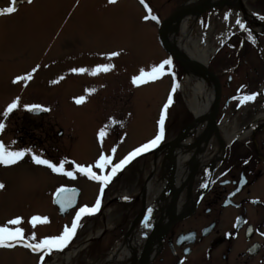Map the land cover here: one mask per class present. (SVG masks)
<instances>
[{"label":"rangeland","instance_id":"1","mask_svg":"<svg viewBox=\"0 0 264 264\" xmlns=\"http://www.w3.org/2000/svg\"><path fill=\"white\" fill-rule=\"evenodd\" d=\"M186 1L145 0L159 23L145 18L148 12L140 0H117L114 4L109 0H32L31 3L16 0V11L0 16V123L6 125L0 134V143L9 151L30 150L15 164H0V184L4 185L0 189V227L22 228L25 241L32 243L61 235L65 226L70 228L76 208L94 204L101 189L99 182L80 173L76 165H95L103 154L111 158V164L103 171L93 167V171L107 175L115 159L155 136L159 109L177 84L163 141H174L194 121L195 114L188 104L193 92L188 84L184 85L186 72L181 66L176 67L158 40L161 22ZM10 3L12 0H0V9L9 7ZM242 3L249 13L253 10L252 0L249 3L242 0ZM238 7L204 13L198 18L202 37H206L212 26L217 27V42L231 28L234 19L244 21ZM248 18V29L240 31V25H236V33L222 46L210 67L218 75L233 68L223 78L231 75L235 88L253 80V18ZM238 39H247L250 45L246 51L240 50L244 43ZM165 60H170L171 65L165 66L160 78L139 86L133 84L141 70L151 71ZM104 65L113 67L108 72L91 74ZM79 69L88 71L81 73ZM29 74L31 80L16 82ZM233 86L225 89L221 83L220 107L225 104V114L222 122L218 120L220 128L229 127L230 122L240 124L253 118L251 108L235 113L236 102L227 108V97ZM81 97L84 102L77 104L76 100ZM17 99L20 101L17 109L5 116L7 108ZM32 105H41L50 111L34 115L26 110ZM226 120L229 124L222 125ZM101 130L106 133L103 140L99 137ZM33 154L57 166L64 163V171L73 175L66 176L36 164ZM149 155L125 173L132 169L137 175L148 172L156 158ZM143 161H148V165L140 168ZM61 188H75L80 192L76 207H69L64 215L54 204ZM108 189L109 184L103 191L107 197L102 207L105 225L110 230L120 222L121 216L115 206L107 204L116 194H112V189L107 194ZM35 216L47 218V222L33 226L31 221ZM17 218L21 220L19 225L8 223ZM93 218L94 215H88L80 221L75 239L63 252L53 250L45 254L15 244L0 248V264H41V255L42 264H51L59 252L66 251H77L71 264H85V259L93 260L87 256L92 237H113L114 234L108 232L111 235L104 236L100 223L98 230L102 235H92L96 233ZM80 251H83L81 257Z\"/></svg>","mask_w":264,"mask_h":264},{"label":"flooded vegetation","instance_id":"2","mask_svg":"<svg viewBox=\"0 0 264 264\" xmlns=\"http://www.w3.org/2000/svg\"><path fill=\"white\" fill-rule=\"evenodd\" d=\"M251 6V13L245 11L253 16V80L235 88L231 75L223 78L233 68L223 70L219 78L223 88L233 86L227 108L236 102L235 113L251 108L253 118L240 124L230 122L226 128L218 123L219 138L216 143L207 139L204 165L184 171L187 176L179 186L178 170L171 186L167 183L171 174L163 169L171 141L153 155L156 158L148 172L137 175L132 169L117 176L107 190V194L111 189L116 194L107 204L119 211L120 222L109 230L103 213L93 218L95 231L102 223L104 236L114 234L93 237L87 253L93 260L85 259V264H107L115 247L124 241L127 243L122 246L128 247V255L117 264H264V0H252ZM246 40H240L244 43L240 50L248 49ZM252 94L259 95L242 105L241 98ZM224 106L220 107L217 122H222ZM226 122L229 124L226 120L222 125ZM152 181L160 192L148 201ZM152 206L155 212L143 220L147 230L140 243L138 237H132L138 225L131 227L143 210L146 214ZM79 253L81 257L83 251Z\"/></svg>","mask_w":264,"mask_h":264},{"label":"snow or ice","instance_id":"3","mask_svg":"<svg viewBox=\"0 0 264 264\" xmlns=\"http://www.w3.org/2000/svg\"><path fill=\"white\" fill-rule=\"evenodd\" d=\"M29 3L32 2V0H28ZM117 0H109V3H116ZM140 3L144 5V7L147 9L148 15L145 17L146 19H151L159 23V18L155 15L152 14L151 8L145 4V0H140ZM16 0H12V5L11 7L5 8V9H0V16H4L5 14H12L16 11ZM236 23L240 25V27L243 29L245 26L240 20H236ZM113 55H119V53H113ZM111 59V57H109ZM166 65H171L170 60H165L158 66H153L151 71H144L141 70L140 74L133 79V84L139 86L140 84L147 83V82H154L158 78L162 76L165 70ZM113 66L112 65H104L101 67H97L91 74L96 75L97 73L100 72H108L111 70ZM79 72L83 73L88 71L87 69H79ZM32 75L29 74L28 76H21L18 78L16 81L17 83L20 80H31ZM175 91V89H173ZM259 94H252V95H245L241 98V104H246L248 102L255 101L256 96ZM84 102V98L81 97L80 99L76 100L77 104H82ZM172 98L171 96L168 99V102L163 106L162 113L159 119V132L155 136L154 139L149 141L148 143L143 144L141 147L135 149L132 151L126 158L120 161V163L114 165L111 169V174L110 175H97L96 172L93 171V167L100 169L103 171L106 166L111 164V158L106 155H101L98 159V162L95 165L92 166H81V165H76L77 170L85 175L86 177L95 180L101 184V189H100V196L102 197L104 188L107 187L109 183L113 180V178L118 174L119 171H121L127 164H129L133 159H135L138 155L145 153L146 151L152 150L153 148L157 147L163 140L164 134H165V120L167 117V112L169 106L172 104ZM20 101L17 99L14 103H12L6 110V113L4 114L7 116L8 114L12 113L13 110L17 109ZM26 110L28 111H33V110H38V111H50L47 108H41L40 106L33 105L30 107H27ZM5 124L0 123V134L3 133L5 130ZM106 133L104 130H101L99 132V137L101 140L105 137ZM30 150H22V151H9L3 143H0V164H3L5 166L15 164L19 162L21 159L25 157V155L28 154ZM32 160L38 164V165H44L48 168H50L53 172L56 173H62L66 176H72L73 173L64 171V163H60L59 166H57L55 163L50 162L47 159L41 158L39 155L33 154L32 155ZM207 187V185H205ZM4 185L0 184V189H3ZM67 190L64 188H61L59 192L57 193V199L58 202L61 203L62 207L64 206V200L60 199V193H64ZM67 200V198H65ZM70 203V200L68 201ZM101 206V201L100 198L97 199L95 206L92 208H89L87 206H84L80 208L79 212L75 216V219L69 228L68 226H65L63 229V233L59 236L52 237V238H45L40 242L37 243H32V242H26L24 235H23V229L22 228H9V227H0V248H10L13 247L15 244H22L25 248L31 249L33 252H39V253H51L53 250L56 251H61L63 248H65L68 243L72 240V238L75 236L78 227H80V220L84 215H93L95 214ZM152 209H148L149 213V218L151 216ZM32 224L35 226L37 222L40 223H46L47 218H41L39 216H35L32 218ZM11 225H19L21 223V220L19 218L10 220L8 222ZM32 240H35V236L33 235ZM41 264L43 262V255L40 257Z\"/></svg>","mask_w":264,"mask_h":264},{"label":"bare ground","instance_id":"4","mask_svg":"<svg viewBox=\"0 0 264 264\" xmlns=\"http://www.w3.org/2000/svg\"><path fill=\"white\" fill-rule=\"evenodd\" d=\"M196 1V0H193ZM218 1V0H216ZM233 4V3H232ZM234 7L237 6L236 3L233 4ZM236 20L234 19L233 24L230 29H227L221 39L216 42L215 36L217 35V27H211L209 32L206 33V37H202L203 32L199 28L198 19L195 17L187 18L179 28H176L173 32H169V38L175 45V47L188 59L193 60L199 65H206L209 66V60L217 49L221 47V45L227 41L230 34L236 31ZM207 77V76H206ZM188 84L193 92V99L188 102L190 109L195 115H200L202 113L210 111L214 107L215 103V95H214V88L212 86L211 80L206 79L204 75L198 73L192 69H187L184 85ZM248 104V103H246ZM216 128H212L211 125L208 123H199L191 132V134L183 141V143L178 146L173 152V158L176 163V167L178 170L177 174V183L176 185L179 186L182 184L183 179L186 178L187 174L184 171L193 170L197 167H201L204 165L205 160L207 158V151L206 146L208 144V140L212 139L214 143H216L215 132ZM209 135V133H211ZM212 136V137H211ZM204 138V139H203ZM165 141L160 145L162 147ZM159 147V148H160ZM158 150V149H157ZM197 150V151H196ZM150 154V152H148ZM151 156V155H149ZM141 158H138L122 172L124 174L127 169H129L134 163H136ZM169 163L167 162V167ZM156 164H154V169ZM167 171V169H165ZM186 174V176H185ZM120 174L118 175V177ZM115 181V180H114ZM113 184V182H112ZM111 184V186H112ZM160 192L159 187L156 188L155 182L152 181L150 183L149 190L147 192L148 201L153 200ZM158 210V209H157ZM103 213V209L97 215L100 216ZM79 230V229H78ZM147 230V225H145L144 221H140L136 228V231L132 237H138V242L143 243V239L140 237L143 235L145 236ZM99 230H96L97 234ZM75 238V237H74ZM135 239V238H133ZM132 239V240H133ZM131 240V241H132ZM127 242L124 241L123 243L120 242L115 249L113 250L112 254L109 257L107 264H117L121 260H125L127 257V250L128 247H124L122 245L126 244ZM71 242L67 245V247L71 246ZM66 247V248H67ZM64 248V249H66ZM75 252L66 251L62 254L56 255L54 261L51 264H70L73 260ZM122 264V263H120ZM124 264V263H123Z\"/></svg>","mask_w":264,"mask_h":264},{"label":"water","instance_id":"5","mask_svg":"<svg viewBox=\"0 0 264 264\" xmlns=\"http://www.w3.org/2000/svg\"><path fill=\"white\" fill-rule=\"evenodd\" d=\"M236 3L237 5H240V7L243 9L242 0H188L184 4H181L176 8V10L167 17L159 26L158 29V39L162 46V48L168 53L170 56H172L175 61L182 67V69L187 72V69H192L198 73H201L205 76L206 79H210L212 86L214 88V95H215V103L214 107L209 111L202 113L200 115H195L194 121L187 125L183 131L175 138L173 142H171L167 149L168 153L165 156L164 162H163V169H167L170 174L171 178L169 179L168 184L171 186L173 185V175L176 170V163L173 158V152L174 150L183 143V141L191 134L192 130L199 124V123H208V125H211L212 128H216V119L217 114L220 107L221 102V96H222V88L221 83L217 77V75L212 72L206 65H199L196 62H194L191 59H188L185 57L173 44L171 39L169 38V32H173L176 30V28H179L180 25L190 17H195L196 19L200 18L204 13L219 9V8H225V7H231L233 4ZM207 76V77H206ZM42 108V107H41ZM47 111H38L33 110L31 113L33 114H43ZM215 137L218 138V132L217 130L214 131ZM209 133V135H211ZM212 137V136H211ZM204 139V138H203ZM207 141V139L205 140ZM197 151V150H196ZM167 162L169 163L168 167ZM67 191L64 193H60V199L64 200V206L62 207L61 203L58 202L57 194L54 197V203L58 207L60 214L64 215L65 211L69 207H73L79 198L80 192L76 189H66ZM166 196V195H164ZM67 198V200H65ZM70 200V203L68 202ZM152 209L151 216L154 215V207H149L148 209ZM146 209L143 210V212L137 217V219L133 222V225L131 227L132 229H135V226L138 225L141 218H143L145 214ZM149 215V213H147ZM154 233V232H153ZM153 238V237H152ZM150 237L148 243L152 239ZM148 253L145 254V258L147 259Z\"/></svg>","mask_w":264,"mask_h":264},{"label":"trees","instance_id":"6","mask_svg":"<svg viewBox=\"0 0 264 264\" xmlns=\"http://www.w3.org/2000/svg\"><path fill=\"white\" fill-rule=\"evenodd\" d=\"M177 65V64H176Z\"/></svg>","mask_w":264,"mask_h":264}]
</instances>
